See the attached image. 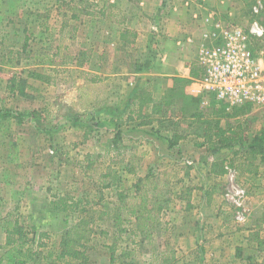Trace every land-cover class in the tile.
Wrapping results in <instances>:
<instances>
[{
    "label": "rangeland",
    "instance_id": "1",
    "mask_svg": "<svg viewBox=\"0 0 264 264\" xmlns=\"http://www.w3.org/2000/svg\"><path fill=\"white\" fill-rule=\"evenodd\" d=\"M141 1L0 0V264L22 259L6 245L16 223L29 240L27 259L38 251L67 264L58 258L63 238L82 219L92 231L89 264H110L111 247L118 258L129 254L126 264H264L263 112L236 115L212 95L202 108L179 81L182 115L191 118L179 132L203 139L207 125L218 124L244 137L242 147L196 139L195 159L193 147L167 149L169 122L148 128L146 142L121 130L133 124L121 109L125 73L139 66L121 29L155 2ZM175 1L184 2L161 6ZM193 1L220 3L214 22L242 27L252 52L264 51V0ZM146 13L148 31L158 18ZM255 23L259 38L250 34ZM136 116L153 125L147 113ZM62 199L73 206L64 211Z\"/></svg>",
    "mask_w": 264,
    "mask_h": 264
},
{
    "label": "crops",
    "instance_id": "2",
    "mask_svg": "<svg viewBox=\"0 0 264 264\" xmlns=\"http://www.w3.org/2000/svg\"><path fill=\"white\" fill-rule=\"evenodd\" d=\"M154 1L153 7H143V12H147V15L158 18L156 22H151V29L148 31L145 29L149 25L146 23L145 18H141L143 12H140V15L133 19V22H131L133 25H123V29H121L122 37L129 32L127 30L133 31L134 35L131 41H121L131 47V49H138L135 62L139 66L135 70H126L125 74L128 80L121 101L123 102L121 109L125 114V120L130 119L133 121V124L128 126L125 124L121 130L127 128L125 137L133 142L138 139L144 142L149 140L150 136L148 137L147 129L151 127L157 128L158 125L163 126L166 122L172 121L170 117L168 119L170 115H180L181 124H183L184 120L191 119L189 116H183L185 114L182 113V105L176 96L179 81L185 82L183 86V95L185 97L200 102V105L203 103L201 101L206 99L205 95L200 94L199 87L195 83L198 78L193 77L192 73H200L202 71L197 61L198 49L203 43V37L214 29V18L212 15L217 14L216 11L222 8L220 3L216 2L211 7L210 5L201 4V2L197 4L193 0H183V3L175 1L173 4L170 2L167 4L168 6L162 7V0ZM141 2L144 5L150 0H142ZM123 23L127 25L126 21ZM150 51L151 55L147 56ZM102 81L100 77L96 83H101ZM143 91H146L150 102L141 103L137 99ZM154 103L164 104L168 116L163 117L162 115L152 114ZM141 113H147L152 119L153 125L150 122L148 125L139 126L141 122L136 119V115ZM142 136L145 139L140 138ZM170 137L171 135L165 140L167 149L170 152L173 153L177 148L181 147H193L192 153L196 156L195 159H198L199 153L196 151L194 144L197 142L196 139L204 142V138L201 139L192 133H187L184 140L171 148L168 142ZM204 165L203 167L209 173H212L213 162L208 160ZM219 177L224 180V176Z\"/></svg>",
    "mask_w": 264,
    "mask_h": 264
},
{
    "label": "built area",
    "instance_id": "3",
    "mask_svg": "<svg viewBox=\"0 0 264 264\" xmlns=\"http://www.w3.org/2000/svg\"><path fill=\"white\" fill-rule=\"evenodd\" d=\"M213 28L198 49L200 94L228 109L264 113V51L252 52L249 35L238 25L216 21ZM250 34L259 38L263 30L255 23Z\"/></svg>",
    "mask_w": 264,
    "mask_h": 264
},
{
    "label": "trees",
    "instance_id": "4",
    "mask_svg": "<svg viewBox=\"0 0 264 264\" xmlns=\"http://www.w3.org/2000/svg\"><path fill=\"white\" fill-rule=\"evenodd\" d=\"M129 32L125 33L123 35V41L127 42L129 38H127ZM202 72L200 73H192L193 77L199 78L201 76ZM38 78V77H37ZM15 79L11 81V90L14 89V86L16 85ZM24 85V82H22ZM137 99L141 103H145L147 101L150 102V99L148 98V95L146 91H143ZM193 102H197L196 100H191ZM246 109V108H244ZM244 109H239L236 110L235 114L240 113L244 111ZM167 110L166 107L164 108V104L162 103H154L153 104V109H152V114H157V115H162L163 117L167 115ZM191 117H197L199 118V115H193ZM171 124L172 128V135L170 139H168L169 142V147H174L178 145L182 140L186 138V135L181 134L179 132V127L181 126V123L179 121L173 122L169 121ZM150 124V121H143L139 123V125H148ZM204 140L205 142L212 143L213 138L215 136L218 137V144L221 147H226V148H233L240 146L242 147L244 137L239 135L238 133H235L233 131H226L223 130L222 128L219 127L218 124H213L209 123L207 125L206 130L204 131ZM121 133L116 134V141H115V146L117 144L118 139L120 138ZM116 180H114L115 182ZM114 184V183H113ZM71 207L73 205H70ZM68 201L62 199V208L63 210H67L69 207ZM143 209L146 208V205L142 204L141 206ZM130 212L133 216H135L137 219L139 218L138 216V210L136 207L131 206ZM88 222L85 220H80L79 223L75 224L72 228H70L68 231H66L64 238H63V244H62V250L61 253L59 254L58 258H66L67 259V264H89V255L87 254L88 248L85 247L86 243L90 241V233L92 232L91 229L88 227ZM7 238H6V245L9 247H12L14 250V253L16 256L21 257L18 261V264H53V263H48L46 261L47 258H44L41 256V253L36 251L35 254H33V258L27 259L26 253H24V248L27 245V242L29 241L27 236L24 234L23 230L20 229V226L18 223L15 224L14 228L12 230H7ZM47 235L45 233L40 234L39 238V243L38 247H45L46 244L43 243V238L46 237ZM85 247V248H84ZM84 248V250H82ZM111 251V262L110 264H126L125 259L129 256L128 253H123V257H117L116 256V251L115 247L110 248Z\"/></svg>",
    "mask_w": 264,
    "mask_h": 264
}]
</instances>
